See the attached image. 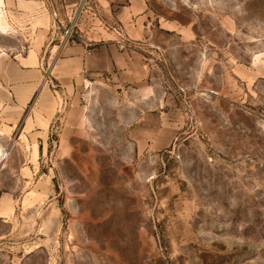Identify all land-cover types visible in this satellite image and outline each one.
<instances>
[{
    "label": "rangeland",
    "instance_id": "1",
    "mask_svg": "<svg viewBox=\"0 0 264 264\" xmlns=\"http://www.w3.org/2000/svg\"><path fill=\"white\" fill-rule=\"evenodd\" d=\"M173 1L186 29L134 42L159 137L138 121L157 100L89 85L36 153L0 88V264H264V0ZM49 2L61 20L81 7ZM1 4L0 53L26 35Z\"/></svg>",
    "mask_w": 264,
    "mask_h": 264
},
{
    "label": "crops",
    "instance_id": "2",
    "mask_svg": "<svg viewBox=\"0 0 264 264\" xmlns=\"http://www.w3.org/2000/svg\"><path fill=\"white\" fill-rule=\"evenodd\" d=\"M49 1L0 0L13 26L26 30L24 41L0 53V88L11 92L17 111L23 114L22 129L31 139L32 150L49 149L47 139L56 125L62 131L59 135L66 137L69 124L81 120L76 106L89 85L128 88L143 100H157L158 110L139 116L138 121L145 124L140 126L145 134L162 135V106L156 99L153 67L134 42H154L158 28L186 29L178 5L173 0H80L79 12L61 20L52 14ZM96 12L124 28L123 43L115 32L98 25ZM67 29L71 34L65 33Z\"/></svg>",
    "mask_w": 264,
    "mask_h": 264
},
{
    "label": "built area",
    "instance_id": "3",
    "mask_svg": "<svg viewBox=\"0 0 264 264\" xmlns=\"http://www.w3.org/2000/svg\"><path fill=\"white\" fill-rule=\"evenodd\" d=\"M114 31L123 38L122 29L120 27L113 28ZM66 34H71V31L69 29L66 30Z\"/></svg>",
    "mask_w": 264,
    "mask_h": 264
}]
</instances>
